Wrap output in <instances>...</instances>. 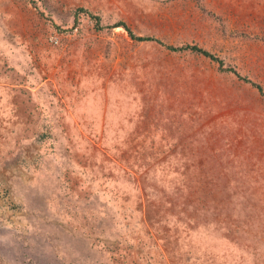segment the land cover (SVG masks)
<instances>
[{
  "label": "rangeland",
  "instance_id": "374dc122",
  "mask_svg": "<svg viewBox=\"0 0 264 264\" xmlns=\"http://www.w3.org/2000/svg\"><path fill=\"white\" fill-rule=\"evenodd\" d=\"M0 264H264V0H0Z\"/></svg>",
  "mask_w": 264,
  "mask_h": 264
},
{
  "label": "trees",
  "instance_id": "16d2710c",
  "mask_svg": "<svg viewBox=\"0 0 264 264\" xmlns=\"http://www.w3.org/2000/svg\"><path fill=\"white\" fill-rule=\"evenodd\" d=\"M81 10V9H80ZM129 31V34L132 38L134 39H138V40H152L153 38L152 37H139V36H135L132 31L130 29H127ZM169 49H172V50H175V51H180V50H191L193 52H197V53H201L207 57H211V58H214L213 55L205 50V49H202L201 47H198L197 45H190V44H187V45H183L181 47H172V46H168ZM228 70V69H227ZM233 72H235L234 70L232 69H229ZM249 81V80H248ZM261 91H262V88L260 86H257Z\"/></svg>",
  "mask_w": 264,
  "mask_h": 264
}]
</instances>
